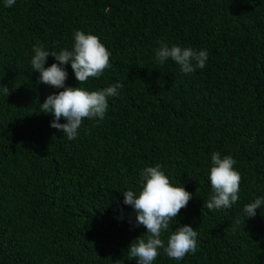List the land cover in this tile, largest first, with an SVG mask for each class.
<instances>
[{"label":"trees","instance_id":"16d2710c","mask_svg":"<svg viewBox=\"0 0 264 264\" xmlns=\"http://www.w3.org/2000/svg\"><path fill=\"white\" fill-rule=\"evenodd\" d=\"M75 30L99 37L111 67L79 85L65 65V85L123 87L70 141L40 112L63 89L38 83L30 60L37 43L71 50ZM157 40L207 50L205 68L161 65ZM0 84V264H137L127 249L146 229L122 192L156 165L192 194L161 239L183 224L198 236L195 254L160 249L153 264H264V204L243 211L264 197V0H0ZM213 152L241 176L230 209L203 206Z\"/></svg>","mask_w":264,"mask_h":264},{"label":"clouds","instance_id":"9594fccd","mask_svg":"<svg viewBox=\"0 0 264 264\" xmlns=\"http://www.w3.org/2000/svg\"><path fill=\"white\" fill-rule=\"evenodd\" d=\"M15 2L16 0H5V7H12ZM73 40L71 50L61 49L59 52L46 50L40 43L34 44L30 60L33 71L39 73L38 83L63 89L58 94L48 95L40 105V112L50 114L53 117L50 127L62 132L70 141L77 138L84 120L102 121L105 118L108 98L117 96L118 90L123 87L122 84L115 83L103 89L89 91L79 86H66L68 73L65 65H71L79 85L86 83L89 78L101 77L103 72L111 67V53L98 36L75 30ZM156 43L159 47L154 50L155 57L161 65L171 59L185 74L204 69L206 66L207 50H195L175 44L169 46L161 40ZM49 56L54 57L57 62L45 67ZM0 93L7 97L10 90L0 84ZM61 119L65 123H60ZM235 163L231 155L211 153L208 179L212 194L203 205L209 211L230 209L238 201L241 176L233 167ZM140 175L142 179L138 192L130 189L122 192L123 203L131 206L135 212L133 227L142 225L146 229L143 235L131 242L127 249L129 256L134 258L137 264H153L160 255V249H163L170 259L177 261L182 260L188 253L195 254L198 233L189 224L176 227L168 236L166 245L161 239L162 233L169 229L170 222L187 207L192 194L183 186L173 185L160 165L145 167ZM262 204L264 197L246 204L243 209L244 218H254L256 210L260 209ZM114 264H119V261Z\"/></svg>","mask_w":264,"mask_h":264}]
</instances>
